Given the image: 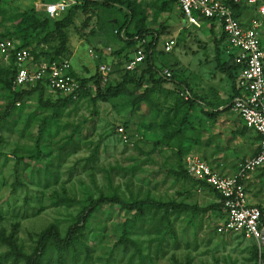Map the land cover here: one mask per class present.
<instances>
[{"label":"rangeland","instance_id":"rangeland-1","mask_svg":"<svg viewBox=\"0 0 264 264\" xmlns=\"http://www.w3.org/2000/svg\"><path fill=\"white\" fill-rule=\"evenodd\" d=\"M57 1L0 0V36L19 46L13 16L29 12L41 17L45 6ZM72 1L70 7L79 8L72 24L62 30L67 39L62 53L69 56L76 75L93 77L97 62L88 50L93 45L109 47L111 53L103 58L112 74L102 86L116 85L123 75V55H130L140 41H153L155 67L170 71L171 77L157 88L150 82L141 88L129 86L135 89L132 95L95 106L96 89L89 82L66 108L54 106L64 96L48 91L41 98L33 93L13 103L0 85V234L11 236L24 253H30L39 233L54 226L63 235L89 208L92 212L83 222L92 250L89 264H264V251L254 241L217 232L222 208L214 191L180 176L189 153L210 158L216 171L232 175L257 152L255 138L230 112L231 83L220 69L227 66L228 57L217 42L219 26L215 33L209 24L187 26L172 0H98L95 7ZM66 11L54 19L60 20ZM247 14H256L255 9ZM124 16L129 19L128 31L140 28L149 35L129 44L115 34ZM51 30L49 24L33 34L29 49L39 56L52 54L57 40L44 42ZM260 32L264 51V23ZM168 37L177 44L164 54L162 43ZM5 63L0 56V80ZM140 96L143 100L135 104ZM217 103L227 108L212 111ZM40 127L45 129L39 137ZM37 153L38 160H31ZM246 182L249 194L261 196L264 204V167L248 174ZM108 197L196 209L145 210L128 230L136 253L133 248H114L124 221L135 212L110 204L94 208ZM8 250L0 244V264H23L13 255L5 256ZM46 264H56L55 259Z\"/></svg>","mask_w":264,"mask_h":264},{"label":"built area","instance_id":"built-area-1","mask_svg":"<svg viewBox=\"0 0 264 264\" xmlns=\"http://www.w3.org/2000/svg\"><path fill=\"white\" fill-rule=\"evenodd\" d=\"M72 0H59L45 6V13L54 18L66 11ZM233 5L254 8L256 16L248 19L235 17L231 7L222 0H177L179 11L189 27L200 28L213 23L219 26L225 43V53L232 64L238 67L236 87L239 95L234 97L231 111L242 121L245 129L254 132L259 140L256 154L240 165L232 175L222 174L199 155L189 153L184 159V169L194 180L212 188L222 205V218L217 232L227 235H244L264 251V207L249 204L245 187L247 175L264 166V51L262 49L261 25L264 23V0H232ZM140 41L124 69L134 71L144 60L143 44ZM176 39L168 37L162 43V51L170 53L176 46ZM103 49V48H102ZM104 53L111 49L105 47ZM89 56L97 62V72L105 82L111 69L102 54L93 48ZM0 56L4 60L13 58L16 74L15 87H30L45 84L49 91L75 98L81 89L78 75L72 69L69 59L58 62H37L29 50L17 49L11 40H0ZM164 70L161 76L170 77ZM122 133V129H119Z\"/></svg>","mask_w":264,"mask_h":264},{"label":"trees","instance_id":"trees-1","mask_svg":"<svg viewBox=\"0 0 264 264\" xmlns=\"http://www.w3.org/2000/svg\"><path fill=\"white\" fill-rule=\"evenodd\" d=\"M222 1L226 5H229L231 7L235 17L237 18L241 17L244 14V12L248 9V7L245 6L233 5L231 2L232 0H222ZM80 2H83V5L86 4L94 7L98 5V0H81ZM172 2L177 5V0H172ZM107 7H109V4H107ZM68 8L66 9L67 11L65 15L60 20H57L56 18L55 19L50 18L48 15H46V13L41 17H37L36 15L29 12H22L19 15H14L13 17L16 21L15 33L18 35V38L22 41L20 42L19 46H17L16 48L29 50L31 56L33 57V60L37 62L50 63V62L62 61L64 59H69L68 55L62 53L64 52L65 45L67 43L66 35L63 33L62 30L68 28L72 24L74 13L79 7L78 5H74L69 9ZM117 8L118 11L122 9L121 6H118ZM253 16H255V14L252 15L251 17ZM128 22L129 19L125 17L124 21L115 31V34L119 33V35L125 41H127V43L135 44L134 40L136 39L134 38L143 39L149 35V32H147V30H142L140 28H137L135 32L128 31V27H127V25L129 24ZM49 24H52V30L49 35V38L44 42H53L57 40L58 46L52 54H43L42 56H39L38 54L34 53L32 50L29 49V47L31 46V41L33 40L31 36L33 34H37L38 31L47 29ZM214 26L215 25L211 23L210 27L213 28ZM5 39L10 40L9 38H6L4 35L0 36V40H5ZM220 39L223 40L222 36L220 37ZM136 47L134 48V50L131 52L130 55H127V53L123 55L124 65L128 60L131 59V55L133 54V52H135ZM91 48H93L94 51L97 52L98 54L107 55L111 53V51L109 53H104V50L102 48H98L95 45H93ZM142 48L145 54L143 62L134 71L131 72H127L124 69V65H123V69H122L123 71L121 70L123 74L121 75V81L118 82V84L116 85H108V87L104 88L102 86V83H108L109 80L106 79V81L103 82L98 72L95 73L93 77H90L88 79H83L82 77H78V80L80 81L81 84V89L76 97H78V95H81L85 92L89 82H93L96 89L95 96L92 100L94 106L98 101L106 102V103L111 102L112 99L122 96L125 93L132 95L135 89L129 90L128 89L129 86H132L133 88H137V87L141 88L143 83L150 82L153 88L160 87L162 84L165 83L166 79L161 76L162 72L158 71L159 69L155 67L153 60V53H154L153 41H145ZM161 52H163L162 49ZM227 61H228L226 63L227 66L224 65V67H221L220 69L227 76L228 80L231 83L232 95L230 101L232 102L233 98L239 95V90L236 87V77L238 73V67L232 64V59H228ZM5 64L6 65L4 67H6V69L1 70V72L5 75V77L2 80H0V85L3 87L4 90H7L12 95L13 103L18 102L22 98L26 96H30L33 93H37L41 98L44 91L51 92L49 91L48 87L45 84H41V83L26 88L15 87L13 85V81L16 74V67L14 65L13 58H9L8 62ZM111 74L112 72H110V75ZM53 94L64 96L58 92H53ZM146 95H147V90L144 89L142 92V96H146ZM142 100L143 99H141L140 96L135 99L134 103L136 102L135 104H139ZM72 102H73L72 95L64 96L60 101H58V103H56L57 105L54 104V106L59 105L58 107L66 108L70 106ZM6 116L7 114L5 115V117ZM124 126L126 127V124ZM44 129H45L44 127H40V129H38L39 137L40 135H42ZM39 142L40 140H37L36 142L37 151L39 150ZM39 154L40 153H37L36 155H31L30 159L33 161L38 160ZM180 176L184 178L191 177L187 174L185 169L182 171ZM198 183L202 184L206 188H209L210 190H213L204 183L201 182ZM214 193L218 196V194L215 191ZM103 204L119 206V208L125 210L128 213L132 211L135 212L131 218H128L127 220L124 221L122 225L121 235L116 241L114 248H116L117 246H121V249L124 251L133 248L136 253H137L136 251L137 245L133 240H131L128 237V230L132 228L138 221H140L145 210L157 209L158 207L161 206L164 207L165 212L169 211V209H173V210L196 209V207H190L186 205H175V204L163 205L149 201H134L128 203V202L118 201L109 197L101 198L100 201L96 203L94 208ZM219 204L221 205L220 202ZM85 212L86 215L83 219H81L82 221L68 226L63 235L59 233L56 227L54 226L47 227L45 230H43L41 233L37 235L35 247L30 253H24L15 243V241L11 236H5L4 234H0V244L6 245L9 249L8 252L5 253V256L13 255V259L15 261L22 260L23 264H46L47 262L51 263L53 259H55L56 264H89V260L91 258L90 254L92 250L87 244L86 237L83 233V229H84L83 222L85 221V219H87L90 216V213L92 211L91 209L88 208L86 209ZM220 215H222V213ZM130 262L131 261H129L127 264H130Z\"/></svg>","mask_w":264,"mask_h":264},{"label":"crops","instance_id":"crops-1","mask_svg":"<svg viewBox=\"0 0 264 264\" xmlns=\"http://www.w3.org/2000/svg\"><path fill=\"white\" fill-rule=\"evenodd\" d=\"M251 11H254V9H252V8H248L245 12H244V14H243V16H242V18H243V20L244 19H248V18H251V16H250V14H247L246 15V13H250ZM215 27V29L217 30V27L218 26H214ZM214 27L212 28L213 29V32L215 33V29H214ZM216 35V34H215ZM217 36V35H216ZM220 37H221V33H220V28H219V34H218V40H217V42H218V44H219V46H221V48H222V45L221 44H223V48L222 49H224L225 48V43H224V41L222 40V39H220ZM165 41V40H164ZM221 49H220V53H221ZM230 104H231V102H230ZM216 105V104H215ZM217 105H218V107H215V108H213L212 109V111H216V112H220V110H224L225 108H227L226 106H222L223 105V103L221 104V103H217ZM231 112V114H232V116L234 117V119H236L237 120V122L239 123V125H241L242 127H244V125H243V123H242V121L232 112V111H230ZM245 128V127H244ZM247 130V129H246ZM249 137H251V138H255V140L257 141V143H256V141H255V146H256V151H257V146H258V140L256 139V137H257V135L254 133V132H249ZM256 154V153H255ZM200 156V155H199ZM201 157V156H200ZM202 159H204L205 161H207L208 163H209V165H211L212 164V162H211V159L210 158H203V157H201ZM212 166V168H213V165H211ZM264 167V166H263ZM214 169V168H213ZM259 170V169H258ZM220 173H221V171H219ZM222 174H224V173H222ZM245 187H246V191H247V194H248V200H249V204H251V205H256V206H261V207H264V204H260V203H263V199L261 198V196H257V197H252V195H251V193L249 194V189L247 188L248 187V184H247V182L245 183ZM259 203V204H258Z\"/></svg>","mask_w":264,"mask_h":264}]
</instances>
